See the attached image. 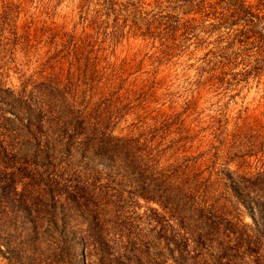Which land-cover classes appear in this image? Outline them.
I'll return each mask as SVG.
<instances>
[{
  "label": "trees",
  "instance_id": "obj_1",
  "mask_svg": "<svg viewBox=\"0 0 264 264\" xmlns=\"http://www.w3.org/2000/svg\"><path fill=\"white\" fill-rule=\"evenodd\" d=\"M104 2L105 12L116 16L122 7L133 29L157 38L162 52L199 32L226 37L230 29L238 31V23L264 44V25L256 28L264 20V0ZM89 35L78 38V46L85 39L93 46ZM45 66L48 61L21 89L5 86L0 73V253L29 256L17 260L26 264H40L30 256L47 249L50 256H65L67 264H186L189 233L200 248L203 241L212 247L221 222L229 227L232 221L197 200V186L182 178L183 162L159 165L174 142L153 150L138 135L114 133L115 115H104L99 103L80 106L69 77L64 81ZM86 157L105 163V170L74 168ZM102 171L113 187L102 182ZM227 176L231 193L259 225L255 214L263 218L264 199L246 197L242 172L227 168ZM125 183L130 188L124 190ZM252 259L261 264L259 256Z\"/></svg>",
  "mask_w": 264,
  "mask_h": 264
},
{
  "label": "rangeland",
  "instance_id": "obj_2",
  "mask_svg": "<svg viewBox=\"0 0 264 264\" xmlns=\"http://www.w3.org/2000/svg\"><path fill=\"white\" fill-rule=\"evenodd\" d=\"M4 1L5 5L0 0L3 84L21 89L48 61L45 71L64 81L68 76L80 106L99 103L104 115H115L114 133L138 135L153 150L173 141L159 165L183 162L182 178L189 177L197 186V200L232 221L229 227L221 222L212 247L203 241L200 248L189 233L186 264H223L226 259L230 264H254L253 256L264 264V215L261 218L257 211L259 225L254 224L226 177L227 168L237 169L243 174L246 197L264 199V44L257 36L238 23V31L230 29L226 37L218 31L199 32L197 37L177 38L178 45L162 52L157 38L133 29L122 7L117 16L111 9L106 13L104 0ZM262 24L263 19L256 25L260 31ZM86 33L93 46L87 39L78 46V38ZM88 56L96 63L87 61ZM86 160L74 168L81 173L93 172L94 167L105 170V163ZM102 176L103 183L114 186L105 171ZM122 187L130 188L127 183ZM49 254L47 249L30 257L41 259L40 264H67L65 256ZM28 257L0 253V264H26L17 260Z\"/></svg>",
  "mask_w": 264,
  "mask_h": 264
}]
</instances>
